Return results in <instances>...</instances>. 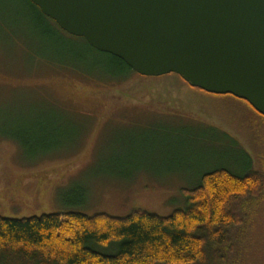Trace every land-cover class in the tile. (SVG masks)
Listing matches in <instances>:
<instances>
[{"label":"rangeland","instance_id":"rangeland-1","mask_svg":"<svg viewBox=\"0 0 264 264\" xmlns=\"http://www.w3.org/2000/svg\"><path fill=\"white\" fill-rule=\"evenodd\" d=\"M43 22L0 0L1 217L168 216L212 168L240 172L247 157L264 170V118L244 102L177 75L120 77L107 54ZM251 235L244 264H264V203Z\"/></svg>","mask_w":264,"mask_h":264},{"label":"trees","instance_id":"trees-1","mask_svg":"<svg viewBox=\"0 0 264 264\" xmlns=\"http://www.w3.org/2000/svg\"><path fill=\"white\" fill-rule=\"evenodd\" d=\"M24 2L38 19L61 29L30 0ZM102 53L120 77L134 72L122 59ZM246 160L240 172L227 166L204 172L197 186L183 191L185 207L168 216L141 209L126 216L73 210L20 219L0 216V264H244L253 223L264 203V170L249 169ZM103 248L111 252L103 253Z\"/></svg>","mask_w":264,"mask_h":264},{"label":"water","instance_id":"water-1","mask_svg":"<svg viewBox=\"0 0 264 264\" xmlns=\"http://www.w3.org/2000/svg\"><path fill=\"white\" fill-rule=\"evenodd\" d=\"M146 77L246 101L264 116V0H30Z\"/></svg>","mask_w":264,"mask_h":264}]
</instances>
